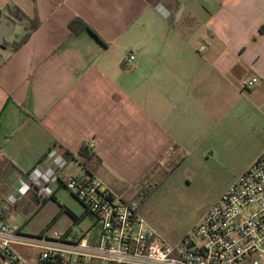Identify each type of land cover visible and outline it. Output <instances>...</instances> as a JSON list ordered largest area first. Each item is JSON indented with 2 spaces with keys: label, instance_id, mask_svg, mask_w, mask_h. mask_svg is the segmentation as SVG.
I'll use <instances>...</instances> for the list:
<instances>
[{
  "label": "crops",
  "instance_id": "obj_1",
  "mask_svg": "<svg viewBox=\"0 0 264 264\" xmlns=\"http://www.w3.org/2000/svg\"><path fill=\"white\" fill-rule=\"evenodd\" d=\"M0 15L13 21L0 44V215L18 234L38 233L13 225L38 198L29 190L7 208L3 197L46 154L69 151L66 172L123 193L146 172L148 181L155 162L213 152L264 122V0H0ZM34 17L39 25L12 50ZM74 17L97 37L73 32ZM129 51L133 70L122 67ZM31 247L14 245L29 264Z\"/></svg>",
  "mask_w": 264,
  "mask_h": 264
},
{
  "label": "built area",
  "instance_id": "obj_2",
  "mask_svg": "<svg viewBox=\"0 0 264 264\" xmlns=\"http://www.w3.org/2000/svg\"><path fill=\"white\" fill-rule=\"evenodd\" d=\"M155 8L165 18L171 15L162 1ZM205 46L201 43L197 49ZM122 64L126 70L136 68L135 54L129 51ZM256 80L253 77L243 85L251 87ZM66 165L62 155L46 154L23 174L21 187L4 195L3 203L10 208L26 191L42 200L64 188L82 205L83 214L93 216V222L79 231L44 229L23 236L0 218V264H29L15 244L36 247V264H264V149L191 232L172 246L146 225L139 212L145 190L125 196L94 176L66 172ZM149 185L147 181L144 187Z\"/></svg>",
  "mask_w": 264,
  "mask_h": 264
},
{
  "label": "rangeland",
  "instance_id": "obj_3",
  "mask_svg": "<svg viewBox=\"0 0 264 264\" xmlns=\"http://www.w3.org/2000/svg\"><path fill=\"white\" fill-rule=\"evenodd\" d=\"M16 35L17 31L10 37ZM263 149L264 122H260V126H249L244 132H234L218 141L213 152L193 153L184 159L159 181L149 197L140 204L148 217L149 228L168 245L177 243L202 220L206 210ZM177 159H162L159 165L170 169ZM55 198H49L42 204L40 199H31L32 205L26 214L19 209L15 211L13 225H20L25 232L47 229V233H50L68 227L79 231L93 222V216L83 214L82 205L66 189H58ZM60 204L70 205L77 214H83L79 225H75L73 218L60 208ZM28 250L35 259L31 264H36L38 249L31 247Z\"/></svg>",
  "mask_w": 264,
  "mask_h": 264
},
{
  "label": "trees",
  "instance_id": "obj_4",
  "mask_svg": "<svg viewBox=\"0 0 264 264\" xmlns=\"http://www.w3.org/2000/svg\"><path fill=\"white\" fill-rule=\"evenodd\" d=\"M39 25V19H37L36 17L29 19V21L26 23L25 26V32L23 33V35L18 38L17 40L13 41L11 47L12 50H16L18 47H20L22 44H24L27 39L29 38L30 34L32 33L33 30H35V28ZM70 28L73 30V32L78 33L81 30L84 29H88L89 31H91L96 37L97 35L95 34V32L93 30H91L89 28V26L80 18V17H74L70 23H69ZM123 67V64H122ZM124 68V67H123ZM83 151L80 150L79 154H81L84 157V164L86 163V161H89L92 158V153L91 151L87 148L86 145H83L82 147ZM62 156L67 159L72 157V153H70L67 150H64V152L62 153ZM185 157V153H183V155H181L175 162L174 166L170 167V169L164 168L161 165H159V161L155 162L153 166H155L156 168L154 169V171L149 172V187L145 188V182H147L146 177H147V172L143 175V177L141 178L139 184L137 186L133 185V186H128L125 191L122 193L123 195H127V196H131L132 193L140 191V190H145V197L142 200V202H144L149 195L151 194V192L157 187L159 181L161 179H163V177H165L167 174L171 173L175 167H177L184 159ZM65 158V159H66ZM88 175V174H87ZM89 176H93V175H89ZM49 198L52 199H56L55 195H52L48 198L42 199L41 200V204L46 202ZM60 208L62 210H64L65 212H67L72 218L73 221H77V219L80 217L76 214H74L67 206L60 204ZM4 211H8V210H4L3 209V213ZM0 218L4 221H6L4 214L0 215Z\"/></svg>",
  "mask_w": 264,
  "mask_h": 264
},
{
  "label": "water",
  "instance_id": "obj_5",
  "mask_svg": "<svg viewBox=\"0 0 264 264\" xmlns=\"http://www.w3.org/2000/svg\"><path fill=\"white\" fill-rule=\"evenodd\" d=\"M12 24H13V21H12L11 17H9V16L3 17L1 19V21H0V44L3 42V38L9 32Z\"/></svg>",
  "mask_w": 264,
  "mask_h": 264
},
{
  "label": "flooded vegetation",
  "instance_id": "obj_6",
  "mask_svg": "<svg viewBox=\"0 0 264 264\" xmlns=\"http://www.w3.org/2000/svg\"><path fill=\"white\" fill-rule=\"evenodd\" d=\"M82 217H83V215H81L78 219H77V221H81L82 220Z\"/></svg>",
  "mask_w": 264,
  "mask_h": 264
}]
</instances>
